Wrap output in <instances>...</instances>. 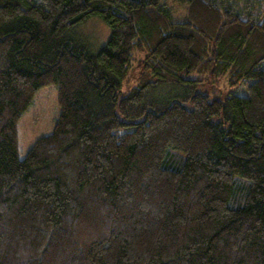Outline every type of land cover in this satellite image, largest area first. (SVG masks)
Instances as JSON below:
<instances>
[{
	"label": "trees",
	"instance_id": "16d2710c",
	"mask_svg": "<svg viewBox=\"0 0 264 264\" xmlns=\"http://www.w3.org/2000/svg\"><path fill=\"white\" fill-rule=\"evenodd\" d=\"M163 1L0 0V264H264V0ZM221 75L247 94L211 98ZM49 85L54 128L19 158Z\"/></svg>",
	"mask_w": 264,
	"mask_h": 264
},
{
	"label": "rangeland",
	"instance_id": "374dc122",
	"mask_svg": "<svg viewBox=\"0 0 264 264\" xmlns=\"http://www.w3.org/2000/svg\"><path fill=\"white\" fill-rule=\"evenodd\" d=\"M163 3L174 19L175 17H185L186 6L180 0H164ZM75 34L91 52H95L106 44L110 30L103 21L92 18L80 25L76 29ZM141 57H143L141 52L134 53L135 60L132 61V66L124 80L123 91L136 84L138 75L137 61ZM227 80V75L218 76L213 82L205 80L203 81L202 90L208 93L211 98L218 99H223L229 94L239 96L247 94L245 85L241 84L236 88H230ZM58 112L56 86L49 85L40 89L17 122L19 158L25 156L31 145L38 138L49 135L52 132Z\"/></svg>",
	"mask_w": 264,
	"mask_h": 264
}]
</instances>
